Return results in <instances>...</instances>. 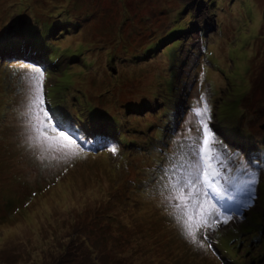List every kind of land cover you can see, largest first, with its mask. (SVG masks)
Instances as JSON below:
<instances>
[{
  "label": "rangeland",
  "instance_id": "1",
  "mask_svg": "<svg viewBox=\"0 0 264 264\" xmlns=\"http://www.w3.org/2000/svg\"><path fill=\"white\" fill-rule=\"evenodd\" d=\"M161 10L180 37L176 23L156 31ZM21 19L46 55L0 50V264H264V0H0V32ZM36 69L46 107L103 146L88 135L86 155L39 161L23 115ZM204 102L219 140L260 159L249 208L246 160L213 161L234 218L201 249L177 230L169 197L202 139Z\"/></svg>",
  "mask_w": 264,
  "mask_h": 264
},
{
  "label": "snow or ice",
  "instance_id": "2",
  "mask_svg": "<svg viewBox=\"0 0 264 264\" xmlns=\"http://www.w3.org/2000/svg\"><path fill=\"white\" fill-rule=\"evenodd\" d=\"M18 30L8 29L0 32V50L5 46H24L32 39L31 25L23 19L17 22ZM7 32V35L5 34ZM38 75L33 77L34 87L28 98L27 110L23 115L27 117L30 135L29 147L37 148L41 155L39 161L45 160V153L54 152L58 155L54 159L67 163L70 159L86 155L82 146L88 135H93L96 142L103 146L104 137L96 133H88L84 125H78V121L60 110H51L46 107L43 91V73L35 70ZM203 100V97H201ZM210 107L204 102L203 107L195 109V115L199 117L197 133L202 139L192 144L195 156L188 166L186 175L182 180L170 181V201H178L174 207L179 208L180 214L176 216L177 230L190 244L197 248H205L210 232L218 230L220 224L227 225L234 218L227 207V202H234L235 197L225 195L227 188L219 183L222 171L214 170L213 161L217 166L230 164L239 165L241 159L246 160L247 167L241 168L250 179L247 181L249 199L241 203V207L254 206L256 200V187L259 182L257 170L251 169L254 162L259 161L260 156L255 157L244 153L243 149L232 151L224 144L209 127ZM83 132V140L77 133ZM98 137V138H97ZM113 153L116 149H111ZM258 151V150H257ZM227 180L228 177L224 176ZM211 194V195H210ZM221 201L226 203L221 204ZM211 248V244H207Z\"/></svg>",
  "mask_w": 264,
  "mask_h": 264
},
{
  "label": "trees",
  "instance_id": "3",
  "mask_svg": "<svg viewBox=\"0 0 264 264\" xmlns=\"http://www.w3.org/2000/svg\"><path fill=\"white\" fill-rule=\"evenodd\" d=\"M146 4H148V2H145L144 1V5H145V7H146ZM148 6H149V4H148ZM147 6V7H148ZM150 8V7H149ZM185 8V9H184ZM184 10H186L187 8H186V6H184ZM159 13V14H158ZM154 18H158V20L159 21H162L163 22V28H157V32H160V31H162V29H165V30H167V28H169V27H171V25L173 24V23H176L178 26H177V29H178V35L176 36V37H180L181 36V33H179V31H180V29L181 28H178V27H180V22H179V19L178 20H175V21H171L170 22V20L167 18V14H165V11H159V12H157L156 14H155V16H153ZM143 18H144V16H143ZM161 27V26H160ZM141 36H139V38H142L143 36H142V34H140ZM136 36V35H135ZM176 37H174V38H176ZM138 38V37H137ZM174 38H173V40H174ZM180 39H175V41H179ZM175 41H173V42H175ZM181 41V40H180ZM180 41L179 42H177V43H175V44H172L170 47H166L167 49H172V48H174V46L176 45V44H178V45H182L183 44V41H182V43H180ZM29 44H30V46L32 47V52L33 53H35L36 54V52H38V53H41V55H46V53H45V51L42 49V47L39 45L38 46V44H37V42H35L34 40H30L29 42H28ZM22 47V46H21ZM8 48H10V49H12V50H14V51H17V50H19V46H7V48L6 49H8ZM168 51V50H167ZM152 54H151V56L150 57H152L153 55H154V53L155 52H153V51H150ZM124 56H127L126 55V53H119V55H118V59H120L119 60V62H122V63H125L124 61H127V60H122L123 58H124ZM50 57V56H49ZM75 57V56H74ZM153 61L155 60V58H151ZM129 62V61H128ZM152 62V61H151ZM21 63H23V64H28V63H30L29 61H27V60H21ZM255 65V64H254ZM243 89V88H242ZM241 89V90H242ZM245 91V89H243L242 90V93ZM247 92V91H246ZM241 93V94H242ZM101 105V104H100ZM100 105L98 106V107H100ZM114 105H115V107H116V105H117V103H114ZM114 105H112L113 107H114ZM52 108V107H51ZM50 108V109H51ZM95 110H94V113L92 112L91 114L92 115H94V117H96L95 115H100V116H98L99 118L100 117H104L100 112H99V108H97V107H95L94 108ZM52 110H60V109H58V108H53ZM98 110V111H97ZM96 111V112H95ZM242 111V110H241ZM243 112V111H242ZM240 113V115H242L241 114V112H239ZM106 119V118H105ZM107 120V119H106ZM106 123V122H105ZM95 263V262H94Z\"/></svg>",
  "mask_w": 264,
  "mask_h": 264
},
{
  "label": "water",
  "instance_id": "4",
  "mask_svg": "<svg viewBox=\"0 0 264 264\" xmlns=\"http://www.w3.org/2000/svg\"><path fill=\"white\" fill-rule=\"evenodd\" d=\"M262 128H263V130H264V126H263Z\"/></svg>",
  "mask_w": 264,
  "mask_h": 264
}]
</instances>
